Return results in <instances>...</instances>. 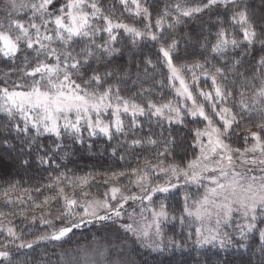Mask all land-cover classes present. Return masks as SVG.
Here are the masks:
<instances>
[{
    "label": "snow or ice",
    "instance_id": "1",
    "mask_svg": "<svg viewBox=\"0 0 264 264\" xmlns=\"http://www.w3.org/2000/svg\"><path fill=\"white\" fill-rule=\"evenodd\" d=\"M117 4L132 17L131 22L123 19V12L117 14ZM261 9L264 0H259L258 6L253 0H195V3L109 0L107 4L104 0H8L4 9L6 19L0 20V57L9 65L0 70V113L8 121L6 131L22 137L21 154L43 152L37 155L41 164L59 167L56 156L65 147L64 139L71 137L82 143L84 125L90 136L102 134L109 141L117 135L124 137L112 146L113 156L123 144L130 148L149 146L156 151L152 158L144 156L141 160L137 156V166L122 171L89 172L82 176L62 172L48 185L35 189L37 193L41 188L57 189L54 195H45L42 200L34 199L32 190H23V195L32 201L30 208L0 210V233L4 234L0 258L13 264L11 249L20 251L32 249L42 241H61L85 224L104 227L116 224L125 215L132 223L119 227L143 239L154 250L165 246L163 224L169 220L184 224L186 217L200 223L194 231L197 245L218 244L220 248L231 245L233 238L224 230L230 226L235 227L241 239L255 230L264 241V11ZM21 12L28 13L27 20L19 18ZM203 16L207 20L201 22L200 31L208 35L197 41L189 32L176 35L178 26L187 27V22ZM122 33L132 38L133 45L138 42L158 45L161 63L167 69V86L175 92L173 99L158 102L145 96L138 101L137 97L150 89L141 85L139 92L123 96L119 84L110 82L132 72V65L108 67L121 51L114 45ZM209 35L214 36V42H209ZM181 38L186 55L187 46L194 43L203 50L199 53L194 50L191 62H177ZM257 45L258 56L254 55ZM144 64L156 67L150 58ZM135 68L139 74V63ZM185 72L191 74L190 78ZM201 77L205 83L210 80L211 86L200 87ZM158 83L164 86V80ZM105 114L112 119H103ZM124 115H130L128 124L122 119ZM187 117L203 124L202 128L191 129L200 154L184 166L167 163L169 158L174 161L171 125H185ZM153 123L160 128L159 133L153 131ZM164 123L169 125L168 129ZM145 126L148 131L138 135ZM32 130L35 135H29ZM45 134L54 137L50 145L39 142L38 137ZM130 134L135 138L129 141ZM234 141H243L244 146L233 147ZM0 144L10 142L3 137ZM25 148L29 149L27 153ZM119 158L125 159L124 155ZM22 163L28 165L29 160ZM155 173H163L167 179L163 183L155 181ZM181 177L185 184L199 185L207 180L211 186L205 187L203 196L191 204L185 193L182 213L170 214L167 201ZM122 178H127L129 184H120ZM97 181L108 186L102 194L88 190ZM16 183L0 193L6 205L13 203L10 193L17 190ZM130 186H135L138 192H132ZM158 196V207H153ZM16 200L24 203L22 196ZM60 201L53 219H64L67 223L57 229L53 227V219L46 217L52 214L54 202ZM137 201L139 212L136 207L129 212L126 206ZM146 212L151 214V222L143 227L134 226L138 224L136 216L146 219ZM17 215L30 218L33 223L39 219L52 230L25 239V233L17 231L9 219ZM205 223L211 226L205 227ZM168 246L182 247L171 239ZM83 264L92 262L85 259Z\"/></svg>",
    "mask_w": 264,
    "mask_h": 264
},
{
    "label": "trees",
    "instance_id": "2",
    "mask_svg": "<svg viewBox=\"0 0 264 264\" xmlns=\"http://www.w3.org/2000/svg\"><path fill=\"white\" fill-rule=\"evenodd\" d=\"M8 0H0V20L6 19L5 7ZM19 2V0H18ZM109 0H104L107 4ZM189 3H195V0H188ZM254 4L259 5V0H253ZM117 14L123 12V18L127 22H131L132 17L129 16L127 12H124L122 6L116 5ZM264 11V9H261ZM19 18L27 20L28 13H19ZM207 16L199 17L192 21L187 22V27L180 25L176 29V35L181 36V33L189 32L194 41L200 40L202 35H208L205 31L201 33V22L206 21ZM213 31L215 29L213 28ZM103 35V34H102ZM106 39V35H104ZM214 36L209 35V42H214ZM99 42V41H98ZM114 47L121 49L120 53H117L112 60V63L108 65L111 68H118L121 66L132 65V72L130 76L114 77L110 82L118 83L121 88V95L130 96L133 92H139L141 85L145 89H150L149 92H145L143 95L137 97L138 101L144 99L145 96H151L154 100H159L162 96L163 100L173 99L175 97V92L172 88L168 87V81L166 78L167 69L163 67L162 54L158 51V45L147 42H138L136 45L132 44V38L130 36H124L122 33V38L114 45ZM257 51L254 55H259V45L256 46ZM181 53L177 62L188 61L191 62L194 58L191 53L195 50L197 53L203 51L199 48L198 43H194L191 46H187V55L185 54L186 45L184 40L181 38ZM150 58L156 67L151 65L146 66L144 64L145 59ZM202 58V57H201ZM3 58L0 57V70L6 69L9 65L2 62ZM139 63L140 71L137 74V69L135 64ZM96 66V65H93ZM248 65H246L247 67ZM147 67V71H145ZM101 67V71H103ZM199 74V70H196ZM186 77L190 78V73H184ZM2 75V73H0ZM15 79V77H13ZM164 80V86H161L158 82ZM205 84L207 87L211 86V81L208 80L205 83L203 77L200 78L199 84ZM258 83V82H257ZM195 91V89H193ZM162 93V95H161ZM178 99V98H177ZM161 101V100H159ZM190 103V102H189ZM125 124L130 121V115L122 116ZM142 122L145 118H139ZM156 118H153L155 121ZM186 120H192L194 123H200L196 118L187 117ZM8 121L6 117L0 113V133H3V137H6L10 144L4 145L0 144V193L9 187L10 184L16 183V191L10 193L13 198V203L5 204L3 199H0V210L3 211H19L20 209L30 208L32 201L28 199L26 195H23V190L30 189L31 195L36 200H42L43 195L45 196V188H41V192H35L36 188H40L42 185L50 183L56 174L59 172L66 173L69 176H82L89 172H112V171H122L129 169L137 165V156L143 159L144 156L152 158L156 149L149 146L143 148L136 147L130 148L128 144H123L117 151L115 156L111 153L112 146L116 145L118 141H123L124 137L117 135L111 141L107 138L98 137L95 139L90 138L87 134L83 133V142H74L73 138L66 137L64 139V149L57 153L56 164L49 166L41 164L37 160V155H43V152H31V155L21 154L20 148L22 137L18 138L15 132L8 133L6 131V125ZM164 128L168 129L169 125L164 123ZM200 127V126H199ZM255 129V128H253ZM85 130V129H84ZM171 133L175 139L174 144V158L179 161V164H183L186 159H183L187 150H195L194 137L192 131L185 129L184 125H171ZM148 131L147 126L143 129V132H138V135H142ZM153 131L159 133L160 128L153 123ZM187 131V132H185ZM187 134L186 137H181ZM185 132V133H184ZM29 135H35V130H32ZM165 135L168 132L165 131ZM0 137V138H3ZM43 140L38 137L40 141H43L45 145H50L54 137L43 135ZM135 138L131 134L128 136V140ZM176 139L178 141H176ZM91 145V147H89ZM29 149L25 148V153ZM124 155L125 159L121 160L119 157ZM29 160L28 165L22 163L23 160ZM172 159V158H169ZM170 162V160H169ZM167 161V163H169ZM183 166V165H182ZM121 180H127V178H122ZM101 181H97L92 184L89 189L94 191H101L105 188ZM57 189L52 188L51 194L54 195ZM17 196H22L24 203H20L16 200ZM62 201L53 204L52 209L56 213V208H60ZM56 207V208H55ZM40 210H36V214L39 215ZM31 212H29V217ZM52 215V216H53ZM11 223L16 227L17 231H22L25 233V239L30 240L32 235L39 234L44 231H49L50 228L46 226H38L33 224H28L31 219H25L19 215L9 217ZM5 226L8 225V220L4 221ZM45 225V224H44ZM52 230V229H51ZM50 230V231H51ZM93 227H85L84 229H76L71 235L63 238L61 241H42L39 244L34 245L32 249H23L20 251H15L12 257L13 264H24L25 259H27V264H60L59 263V251L61 248H67L70 246H76L78 243L85 242L87 239H91ZM3 233H0V241L3 240ZM239 238V237H238ZM75 239H79L78 243H75ZM82 239V240H81ZM240 239V240H239ZM231 245L224 248L218 247H208L200 249H171L164 250L161 252H150L146 249L134 250L129 258V264H264V241L260 240L258 231H253L248 233L243 239L241 237ZM81 240V241H80ZM243 244L244 247L239 245ZM3 264H7L4 261Z\"/></svg>",
    "mask_w": 264,
    "mask_h": 264
},
{
    "label": "rangeland",
    "instance_id": "3",
    "mask_svg": "<svg viewBox=\"0 0 264 264\" xmlns=\"http://www.w3.org/2000/svg\"><path fill=\"white\" fill-rule=\"evenodd\" d=\"M200 87L208 88L209 86L207 87L205 84L202 83V84H200ZM159 100H163V97L160 96ZM159 100H157V101L160 102ZM1 114H3V113H1ZM102 118L105 120L112 119V117L108 114H105ZM199 126L202 128L203 124L202 123H199V124L194 123V121H192V120H186L185 125H184L185 129H189L190 131H191V129H193L195 127H199ZM252 130L255 131L256 129H252ZM185 132H187V131H185ZM83 133L87 134V136H90L88 131H87L86 125H84ZM180 133L181 134H179V135H181V137H183V138L186 137V135H187L185 133V135L182 136V132H180ZM45 135H47V134H45ZM193 135H194V133H193ZM42 136L43 135L39 136V137H41V140H43ZM98 137L106 138L102 134H98L96 136H90V138H92V139H95ZM176 141H178V140L176 139ZM193 141H194V137L192 138V142ZM39 142L44 144L43 141L39 140ZM77 142H79V141H77ZM251 142L252 141L250 140L249 144ZM193 143H194V147L196 149L193 151L187 150V152L185 153V156L183 158V159H186L182 164L183 166L186 165L188 161L195 159L200 154L199 146L197 144H195V142H193ZM243 146H244L243 141H234L233 142V147H243ZM169 160H170V162H169ZM169 160H168L169 163H171V162L178 163L179 162L175 158H174V161H173V159H169ZM153 162H155V161H153ZM136 166L137 165H135L134 167H136ZM61 173L62 172L60 171L59 174H56V176H59ZM153 179L155 181L163 183L164 180L167 179V177L163 173H155L153 175ZM119 183L123 184V185H128L129 181L128 180H120ZM48 184L49 183H47L46 185H48ZM210 186L211 185L207 180H202L199 185H197L195 183L185 184L183 181V177H181L180 184H179L178 188L172 190V192L170 194V199L167 201L169 213L170 214H176V215H180L182 213L183 206H184L183 196L185 193H187L190 196L189 204H191L193 201H196L203 196V194L205 192V187H210ZM107 187L108 186L106 185L105 188H103L101 191H98V190L94 191L91 189H88V190L92 194H102L107 189ZM130 187H131L132 192H138V189L135 186H130ZM51 191H52V188H45V195H52ZM66 191H70V189L66 188ZM156 201H157V203L154 204L153 207H158L159 196L156 198ZM145 203H147V202H145ZM126 207L128 208L129 212L132 210L133 207H136L137 212H139V202L138 201L135 204H133L132 202H129V205ZM77 211H79V209H77ZM54 213H55V211L52 209V214L48 215L46 218L47 219H53V217L56 215V214L53 215ZM37 216H39V215H37ZM144 216L146 217V219L142 220L141 217L139 215H137L136 220L138 221V224L134 225V226L143 227L146 224L151 222V214L150 213L146 212V213H144ZM66 223H67V221L64 219H60V220L53 219V227H55L57 229L61 226H66ZM122 223H132V221L128 219L127 215H125L116 224L108 223L104 227H101L99 224H96V223L83 225L80 229H84L85 227H90V226L93 227L92 233L90 234L91 239L90 240L87 239L85 242L80 243V245L78 243L79 239L78 240L75 239L76 240L75 243H78L76 246L73 245V246H70L67 248H65V247L61 248L59 251V254H58L59 263L60 264H69V262L71 261L72 264H77V262H78V264H83L84 260L87 259V260L91 261L92 264H112L113 261H117V260L120 262V264H129V258L132 256L131 253L134 250L139 251V250L146 249L150 252H161L164 250H171V249H176V250L187 249V250H190V249H200V248H208V247L220 248L218 244L217 245H197L195 243L194 231H195V228L200 227V223L191 217H186L184 224H180L178 221H172V220H169L163 224V232H164L163 243L165 246L161 250H154L151 247H147L146 242L143 239H139L136 236H133L131 233H125L123 231V229H121L119 227V225ZM235 223H236V221L233 222V224H235ZM28 224L36 225V227L46 226V228H50L48 225L41 224L39 219H37V221L35 223H33L31 221ZM204 226L210 227L211 224L205 223ZM50 230H51V228H50ZM74 230H76V229H73L72 232H74ZM224 230L228 231L230 233V235L233 238V242H235L236 240H238L240 238L239 232L235 229L234 226H230ZM44 232H47V231H44ZM71 233H69V235H71ZM64 238H66V237H64ZM169 239L180 242L182 247L177 248L174 246H168ZM113 246H115V247H113ZM3 262H4L3 258H0V264H3Z\"/></svg>",
    "mask_w": 264,
    "mask_h": 264
}]
</instances>
